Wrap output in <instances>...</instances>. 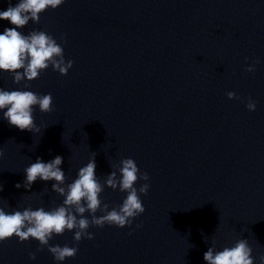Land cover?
Instances as JSON below:
<instances>
[{
	"label": "clouds",
	"instance_id": "1",
	"mask_svg": "<svg viewBox=\"0 0 264 264\" xmlns=\"http://www.w3.org/2000/svg\"><path fill=\"white\" fill-rule=\"evenodd\" d=\"M64 2L65 0H18L15 6L9 2L7 9L0 11V20L8 21L13 26L0 33V72L10 74L14 83L19 84L25 79L28 82L38 79L49 66L61 76H66L73 67L74 61L65 60L62 44L57 43L52 35L41 30H32L25 35L17 30L23 29L30 21L38 24L42 13L48 9L55 10ZM61 40L63 43L67 42L63 37ZM255 63H259V60L254 61ZM254 64L245 70L254 72ZM27 87L25 84V88ZM227 97L239 99L234 92H228ZM52 105L51 93L39 95L29 90L9 91L0 88V111L3 119L20 131L40 133L41 128L35 124L34 106H38L40 112L48 113L53 111ZM256 105L257 102L251 97L247 98L248 111H255ZM3 155L4 152L0 149V158ZM95 157L96 153L93 152L87 165L79 169L77 178L66 186H62L65 185L66 175L61 169L63 157L60 155L48 162L38 157L26 167L23 185L17 183L15 187L30 189L38 179L45 182L55 181L52 191L64 197L63 203L50 210L43 207L33 210L28 207L23 211L12 212L5 211L8 204L4 203L0 206V244L12 237H17L21 243L32 238L41 246L37 251L47 247L54 259L62 264L66 259L77 255L78 247L50 246L49 241L54 235L74 230L73 239L78 244L83 238L93 239V235L88 232L90 226L103 228L107 224L118 228L130 227L132 221L145 212L140 195H147L150 187L148 183L142 184L138 189L135 185L141 180L148 181L149 175L147 172H140L131 158H123L119 165H112L115 170L106 176L104 185L112 190L119 189L127 195L122 204L109 210V205L102 204L100 198L104 185L100 183L95 172ZM0 191H3L2 186ZM86 212L90 214V219L85 217ZM97 212L103 215L97 216ZM252 251L247 239H239L233 246L224 247L222 250H216L213 240L203 259L206 264H254ZM29 259L35 260L36 253L30 252ZM259 260L260 264H264V255Z\"/></svg>",
	"mask_w": 264,
	"mask_h": 264
}]
</instances>
